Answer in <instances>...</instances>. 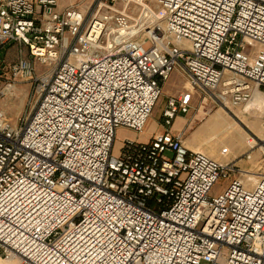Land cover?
<instances>
[{
    "label": "built area",
    "instance_id": "obj_1",
    "mask_svg": "<svg viewBox=\"0 0 264 264\" xmlns=\"http://www.w3.org/2000/svg\"><path fill=\"white\" fill-rule=\"evenodd\" d=\"M11 41L30 58L8 70L35 99L17 122L0 109V259L264 264V172L170 130L201 94L223 108L261 95L264 127V0H0ZM175 71L190 89L166 98L164 129L117 143L144 131Z\"/></svg>",
    "mask_w": 264,
    "mask_h": 264
},
{
    "label": "rangeland",
    "instance_id": "obj_2",
    "mask_svg": "<svg viewBox=\"0 0 264 264\" xmlns=\"http://www.w3.org/2000/svg\"><path fill=\"white\" fill-rule=\"evenodd\" d=\"M90 1L91 0H64V3L66 6L77 5L79 7H85ZM5 47L8 48V45ZM0 60L3 62V65H0V109L8 119L17 122L19 117L28 113L34 102L35 94L33 84L31 81L17 82V78L13 80L8 67L17 61L16 54L11 55V51L9 52L7 49V51H2L0 53ZM45 71H47L45 68H41L37 65V74ZM8 84L11 86H8ZM184 89H190L187 78L182 72L175 71L166 84H164L163 94L155 104L152 114L144 127V131L138 133L137 138H140L142 134L146 132L147 127L158 128L161 126L163 123L161 111L166 102V98L168 95L175 94ZM244 107L245 106L223 108L208 98L206 94H201L200 98L193 102L192 108L187 114L179 115V121L181 123L180 133L182 134L183 140H186L187 144L199 148L200 151L215 159L234 163L238 169L251 172H257L260 169V172H264V138H260V132L263 131L261 127L262 109H260L261 111H257L256 115H254L250 112L253 107L248 110H245ZM216 112H221L229 123H234L235 131L238 130L239 132L240 146H234L227 150H223L219 149L216 144L206 141L207 136L200 131V128L202 124H204L211 115L216 114ZM237 112L242 114L239 120L234 116ZM254 116L255 128H252L247 122L249 120H254ZM235 122L237 124H235ZM134 136L135 134L132 131L119 129L115 140L117 142L124 138H131ZM248 139L251 141L253 140V143H249L247 141ZM247 155H249L250 158H247ZM243 162L246 163V165ZM226 184L227 179H219L214 184L212 193L222 191V188Z\"/></svg>",
    "mask_w": 264,
    "mask_h": 264
},
{
    "label": "bare ground",
    "instance_id": "obj_3",
    "mask_svg": "<svg viewBox=\"0 0 264 264\" xmlns=\"http://www.w3.org/2000/svg\"><path fill=\"white\" fill-rule=\"evenodd\" d=\"M251 107H253V109L250 112L254 115H256L257 111L262 109L261 95L255 94L253 96V98L251 99V101L248 104H246L244 109L248 110ZM222 110H224V109H222ZM241 115L242 114H240V112L239 113L237 112L234 116H236V118H238V120H239L241 118L240 117ZM235 124H237V123L235 122ZM247 124L250 125L252 128H255V119L249 120L247 122ZM261 127H262L263 131L260 132V138L263 139L264 138V127L262 126V124H261ZM200 131H202L204 134H206V136H207L206 141L207 142H211V143L216 144V146L219 149H223V150L226 149L227 150V149L232 148L234 146L240 145L239 132H238V130L235 131L234 123H229L224 118V116L221 114V112H216V114L211 115L209 117V119L204 124H202ZM233 131H235V132H233ZM247 141L251 144L253 143V140L251 141L248 139ZM195 150H198V149H195ZM257 177L258 176L255 173H253V174H251L250 179L254 182L257 180ZM0 261L3 264H18L19 263L17 259H11L9 261H5V260L0 259Z\"/></svg>",
    "mask_w": 264,
    "mask_h": 264
},
{
    "label": "crops",
    "instance_id": "obj_4",
    "mask_svg": "<svg viewBox=\"0 0 264 264\" xmlns=\"http://www.w3.org/2000/svg\"><path fill=\"white\" fill-rule=\"evenodd\" d=\"M66 7H68V6H66V4L64 3V0H58V8L59 9H64ZM6 45H8V48L5 47ZM7 49H8L9 52L11 51V55H15V54L17 55V60L18 59H22V58L23 59L30 58L29 52H28V48L26 46L22 45L20 42L11 41V42H7L6 44L0 45V53L2 51H7ZM179 117L180 116L178 115L175 118V121H174L172 127L170 128L171 132H173L175 134L180 133V129H181V127H180V124L181 123L179 121ZM254 119H255V116H254ZM158 126H159V124H158ZM163 129L164 128H163L162 125L159 126L158 128H155V127L154 128H148L147 127L146 132H144L140 138H137V134L134 133L135 136L134 137H131V139H137V140H141V141H147V140H149L152 137V135L154 133H156V131L157 132H160ZM127 131H129V130H127ZM183 142L191 150H195V149L200 150L199 148L194 147L191 144H187L186 140H183ZM238 146H240V145H238ZM244 164L246 165V163H244ZM1 264H3V263L1 262Z\"/></svg>",
    "mask_w": 264,
    "mask_h": 264
}]
</instances>
